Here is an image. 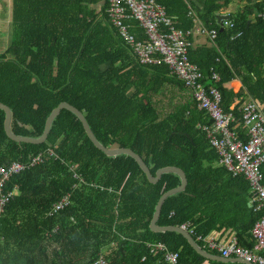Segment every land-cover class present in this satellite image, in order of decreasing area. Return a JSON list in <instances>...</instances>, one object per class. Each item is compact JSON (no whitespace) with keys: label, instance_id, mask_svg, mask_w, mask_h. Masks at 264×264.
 Returning <instances> with one entry per match:
<instances>
[{"label":"trees","instance_id":"1","mask_svg":"<svg viewBox=\"0 0 264 264\" xmlns=\"http://www.w3.org/2000/svg\"><path fill=\"white\" fill-rule=\"evenodd\" d=\"M207 1L212 7L200 20L217 31L216 47L189 48L188 59L207 87L221 91L240 80L237 93L221 91L220 106L233 112L241 132L239 104L231 108L237 99L258 101L264 113V21L258 17L263 0H237L247 5L230 19L231 29L216 24V13L232 0ZM160 3L176 28L193 27L181 0L178 11L170 1ZM107 7L108 0H12L11 40L0 55V103L11 111V132L40 137L49 114L65 102L84 115L99 144L130 149L154 178L167 168L184 173L185 189L164 202L158 227L190 224L193 241L213 254L197 238L225 227L235 231L241 247H252L249 232L260 215L246 181L215 166L219 157L199 127L210 123L208 117L167 66L138 63L110 23ZM131 32L145 38L136 23ZM4 120L0 109V166L26 164L47 150L54 156L5 184L4 191L15 194L0 216V264H92L99 255L105 264H167L151 252L150 243L157 241L179 253V264L208 260L181 234L151 229L160 200L181 184L177 175L150 184L130 156L97 149L65 109L41 144L11 140ZM261 174L264 184V164ZM67 195L69 206L51 214Z\"/></svg>","mask_w":264,"mask_h":264},{"label":"built area","instance_id":"2","mask_svg":"<svg viewBox=\"0 0 264 264\" xmlns=\"http://www.w3.org/2000/svg\"><path fill=\"white\" fill-rule=\"evenodd\" d=\"M262 3L258 17L264 21V0ZM106 12L110 23L139 64L165 65L172 75L191 90L197 109L204 112L210 121L209 124L199 127L205 133L210 147L218 155L219 164L232 177L242 178L248 184L252 194L253 211L260 215L250 230L254 241L252 250L239 246L233 234L229 235L225 242L219 241L210 233L206 236H198L197 239L207 247L220 251L223 257L239 258L250 264H264V184L261 174V167L264 164V113L262 104L253 99L240 102L241 132L237 131L233 112H224L220 106L221 91L203 84L202 72L188 59L190 44L187 38L190 30L183 31L176 28L160 0H108ZM133 23L143 30L144 39H138L131 32ZM222 25L232 27V23L226 21H223ZM200 32L207 35L211 42L215 41L216 30L203 27L200 28ZM211 79L219 80L214 69H211ZM46 156H54L53 151L38 153L26 164L12 163L6 167L0 166V216L15 194L4 191L8 180L28 168L42 164ZM74 179L79 180L75 174ZM90 186L94 190L102 191L94 184ZM68 206L69 196L67 195L53 206L51 214L54 215ZM179 228L189 235L193 233L190 224L180 225ZM150 248L152 253L161 254L165 263L179 264V253L171 250L164 242L150 243ZM92 264H105V261L99 255Z\"/></svg>","mask_w":264,"mask_h":264},{"label":"crops","instance_id":"3","mask_svg":"<svg viewBox=\"0 0 264 264\" xmlns=\"http://www.w3.org/2000/svg\"><path fill=\"white\" fill-rule=\"evenodd\" d=\"M169 1L171 2L170 6H172V8H173V10L172 9L171 10L172 11H178L176 9V6L178 4V0H165V3L168 4ZM181 1L186 6V10L188 13L187 17L188 18L192 17L193 18L192 20H194L193 27L190 29V35L188 36V42L190 44V47H189L190 50H192V51L200 50L199 52H201V50L211 48V47H216L215 41L211 42L207 35L202 34L200 32V28H203V23L200 20V16L206 12V7H212V6L207 5L208 4L207 0H181ZM218 3L222 5L225 2L223 0H220ZM245 5H247L246 1L244 3L238 2L237 0L230 1L226 6L222 7L216 13V24L219 25L218 17H220V16L223 17L220 21L230 22V19L232 17H234L235 14L238 13L239 10H241V8L244 7ZM99 6L100 5H98L97 8H99ZM11 12H12V0H0V44L4 47L0 51V55H1V53H3L6 50L8 42L10 43V40H11V31H12ZM222 26H224V25H222ZM222 26H220V27H222ZM232 27H233V24H232ZM232 27L224 26V28H230V29ZM237 35H238V33L234 34L232 37H236ZM240 85H241L240 80L237 78V79L223 85L221 87V91L223 93H227V92L237 93L239 91ZM249 99L250 98L246 97V98H242V100L240 101V98H239L231 105V108H233L237 104H240L239 101L245 102ZM208 121H209V119H208ZM217 165L221 166L219 164V161L217 162V164L215 166H217ZM231 234L235 235V237L238 241V238H237L235 231L230 229V228L225 227V228L221 229L220 232H211L210 233V235H213L214 237L219 239V241H221V242H225L227 240L228 236ZM249 234H250V232H249ZM248 241H252V239L250 238V239H248ZM253 245H254V243H253ZM253 245L250 248L247 247V249L252 250ZM203 246L209 250L216 251V254H213V253L206 251L207 253H209L213 256L223 257L221 255L220 251H218L216 249L209 248L205 244H203ZM239 246H240V244H239ZM224 258H226L227 260H220V259H216V258H213V259L206 258L208 260L203 261L202 264H215L214 261H218V263H222V264L239 263V261L235 260V257H224ZM239 264H244V263H239Z\"/></svg>","mask_w":264,"mask_h":264},{"label":"water","instance_id":"4","mask_svg":"<svg viewBox=\"0 0 264 264\" xmlns=\"http://www.w3.org/2000/svg\"><path fill=\"white\" fill-rule=\"evenodd\" d=\"M223 17L220 16L218 17L219 21L222 19ZM218 21V22H219ZM0 109H2L5 113V120H4V131L6 133V135L8 136V138H10L13 141L16 142H22V143H30V144H41L44 143L45 140L47 139L48 133H49V129H50V125L52 123V121L56 118V116L60 113L61 110L65 109L70 111L71 113H73L81 122L85 132H87L88 137L90 138V140L94 143L95 147L97 149H99L101 152H103L106 156H117V155H128L131 157V159H133L136 164L138 165L139 168L142 169V171L145 173L148 181L150 184H157L163 175L165 174H175L177 175L180 180H181V184L180 186L175 189L170 191L169 193H167L166 195H164L162 197V199L160 200L157 209H156V213L154 215V218L151 222V229L154 232H167V231H175L179 234H181L187 241L188 243H190V245L202 256L206 257V258H216V259H220V260H227L224 257H220V256H213L209 253H207L205 250H203L200 246H198L193 239L191 238V236L184 230L180 229V228H176V227H158L157 223L158 220L160 218V214H161V210L163 207L164 202L171 196L178 194L182 191H184L185 186H186V177L184 175V173L182 171H180L179 169L176 168H167V169H163L158 171V173L156 174V177L154 178L151 175L150 170L148 169V167L146 166V164L143 162V160L141 159V157H139L137 154H135L133 151H131L130 149H126V148H115V149H111V148H105L103 147L101 144H99L97 142V140L94 137V133L92 132L90 126L88 125V122L86 121V118L84 117V115H82L81 112H79L77 109H75L73 106L62 102L60 103L55 109L52 110V112L49 114L48 118L46 119L45 122V126H44V130L43 133L40 137L38 138H27V137H20V136H16L14 135L11 130H10V120H11V111L10 109L3 105L2 103H0ZM236 261H239V263H244V264H250L248 263V261L246 260H242L239 258H235Z\"/></svg>","mask_w":264,"mask_h":264},{"label":"rangeland","instance_id":"5","mask_svg":"<svg viewBox=\"0 0 264 264\" xmlns=\"http://www.w3.org/2000/svg\"><path fill=\"white\" fill-rule=\"evenodd\" d=\"M8 44H9V42H8ZM8 46V45H7ZM4 47L0 44V51L3 49Z\"/></svg>","mask_w":264,"mask_h":264}]
</instances>
